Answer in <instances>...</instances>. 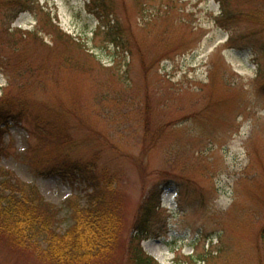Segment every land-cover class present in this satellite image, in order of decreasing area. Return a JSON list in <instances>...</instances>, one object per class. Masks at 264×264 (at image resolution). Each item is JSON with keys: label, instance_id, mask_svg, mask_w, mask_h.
Masks as SVG:
<instances>
[{"label": "rangeland", "instance_id": "rangeland-1", "mask_svg": "<svg viewBox=\"0 0 264 264\" xmlns=\"http://www.w3.org/2000/svg\"><path fill=\"white\" fill-rule=\"evenodd\" d=\"M7 1L0 98L27 113L8 121L0 171L57 209V231L87 192L80 177L46 170L66 156L112 188L118 230L100 264H133L132 226L159 190L140 244L158 264H264V0H226L240 21L224 23L219 0ZM118 19L126 53L106 36ZM0 264L50 263L0 235Z\"/></svg>", "mask_w": 264, "mask_h": 264}, {"label": "trees", "instance_id": "trees-1", "mask_svg": "<svg viewBox=\"0 0 264 264\" xmlns=\"http://www.w3.org/2000/svg\"><path fill=\"white\" fill-rule=\"evenodd\" d=\"M24 1L7 2L11 6L24 7ZM102 4L105 6V2L102 1ZM227 13L224 11L225 19L220 20L221 22L240 21L238 16ZM47 20L50 22L49 18ZM120 23L118 19L116 27H111L106 36L116 43L117 48L121 47L126 52L125 44L129 39L124 36ZM16 31L21 33L20 30ZM57 31L59 36L73 41L71 37L58 29ZM33 35L37 37L36 33ZM72 43L84 46L74 41ZM13 99L15 98L9 97L7 92L0 98V157L4 155L2 135L7 129L8 121L20 122L27 113V108L20 107L18 110V107L9 104ZM43 126L40 120L36 121L34 133L40 140V134H45ZM46 170L64 178L80 177L87 184L84 205L70 201L67 203L71 209L72 225L59 233L55 225L57 209L46 202L34 186L21 182L9 171L1 170L0 235L13 246L31 250L37 259L50 264L104 263L112 251L118 230L119 214L114 207L115 203L110 200L112 197L109 198L112 188L104 181L101 172L99 176L95 173L93 164L82 163L66 156ZM160 194L161 190L154 193V199L153 195L146 198L132 226L133 234L129 236L127 254L133 264H156L143 252L140 243L148 237L150 220L159 206Z\"/></svg>", "mask_w": 264, "mask_h": 264}, {"label": "bare ground", "instance_id": "bare-ground-1", "mask_svg": "<svg viewBox=\"0 0 264 264\" xmlns=\"http://www.w3.org/2000/svg\"><path fill=\"white\" fill-rule=\"evenodd\" d=\"M152 252V251H151Z\"/></svg>", "mask_w": 264, "mask_h": 264}]
</instances>
